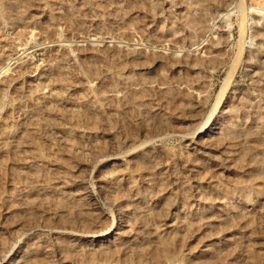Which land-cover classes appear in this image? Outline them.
Wrapping results in <instances>:
<instances>
[{"label":"rangeland","instance_id":"rangeland-1","mask_svg":"<svg viewBox=\"0 0 264 264\" xmlns=\"http://www.w3.org/2000/svg\"><path fill=\"white\" fill-rule=\"evenodd\" d=\"M0 264H264V0H0Z\"/></svg>","mask_w":264,"mask_h":264},{"label":"bare ground","instance_id":"bare-ground-1","mask_svg":"<svg viewBox=\"0 0 264 264\" xmlns=\"http://www.w3.org/2000/svg\"><path fill=\"white\" fill-rule=\"evenodd\" d=\"M201 4H202V3H201ZM200 6L203 7V5H200ZM222 95H223V92L221 93V96H220V97H222ZM220 100H221V99H219L218 105H219V103H220ZM205 127H206V125H205ZM205 127H204V128H205ZM198 132L201 133L202 130H199Z\"/></svg>","mask_w":264,"mask_h":264}]
</instances>
